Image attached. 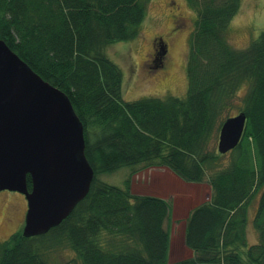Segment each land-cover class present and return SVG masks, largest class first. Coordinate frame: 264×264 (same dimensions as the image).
I'll return each mask as SVG.
<instances>
[{"label":"trees","instance_id":"obj_1","mask_svg":"<svg viewBox=\"0 0 264 264\" xmlns=\"http://www.w3.org/2000/svg\"><path fill=\"white\" fill-rule=\"evenodd\" d=\"M185 1L197 14L186 95L128 101L123 71L106 52L139 37L150 0H0V39L69 97L95 173L87 197L60 226L30 238L22 229L0 242V264H51L61 243L77 252L62 264H264V32L235 49L228 30L242 0ZM244 85L243 108L231 116ZM241 113L239 146L225 155L213 150L226 120ZM156 166L212 189L186 221L193 256L175 263L165 228L170 204L131 191V176ZM126 167L134 168L124 188L99 179ZM27 183L32 191L30 177ZM252 206L260 239L253 245Z\"/></svg>","mask_w":264,"mask_h":264},{"label":"water","instance_id":"obj_2","mask_svg":"<svg viewBox=\"0 0 264 264\" xmlns=\"http://www.w3.org/2000/svg\"><path fill=\"white\" fill-rule=\"evenodd\" d=\"M246 121L244 113L226 120L219 153L239 146ZM85 150L84 126L69 97L0 39V192L26 196L25 237L58 227L87 197L94 171Z\"/></svg>","mask_w":264,"mask_h":264},{"label":"rangeland","instance_id":"obj_3","mask_svg":"<svg viewBox=\"0 0 264 264\" xmlns=\"http://www.w3.org/2000/svg\"><path fill=\"white\" fill-rule=\"evenodd\" d=\"M174 14L179 20L178 23H174ZM196 19V10L190 8L185 0H150L148 15L142 25L139 37L108 47L106 52L108 57L123 71V92L126 100L136 101L149 97H184L186 95L188 90L187 64ZM262 32H264V0H242L241 9L228 30V39L231 45L238 50L246 49L258 39ZM154 44L155 46L160 45L158 46L160 49L157 59L153 62ZM162 46L165 49L162 50ZM165 50V55H160ZM247 89L245 85L239 89L234 109L230 112L231 116L237 115L243 108L242 98ZM219 135L220 133L216 140L211 141L213 150L218 147ZM232 157V154L226 155L224 162L229 163ZM133 168L126 167L114 173L101 174L99 179L106 184L124 188L125 181L130 178ZM177 178H171L170 181L177 180V190L182 195L170 194L175 198L169 197L170 200L165 201L170 204L171 209L174 207V202H177L176 209L182 211L183 215L180 218L183 220L176 221V223L181 224L187 221L189 207L193 208L203 201H208L207 197H210L212 189L207 182L203 189L202 186H194L192 183L178 182ZM199 195L200 199L198 200ZM184 202H189L190 206L183 208ZM27 211L26 196L9 190L0 192V242L8 240L14 233L24 228ZM255 215L256 209L252 206L250 223L247 228V239L252 245L257 244L260 240L259 233L253 225ZM170 219L172 220V217ZM181 236L182 234H180ZM178 244L183 246L181 238L178 240ZM56 247H59L58 253L52 256L51 264L69 263L72 259L77 258V252L69 244L61 243ZM178 248L172 249L171 261L173 263L188 258L186 250Z\"/></svg>","mask_w":264,"mask_h":264},{"label":"crops","instance_id":"obj_4","mask_svg":"<svg viewBox=\"0 0 264 264\" xmlns=\"http://www.w3.org/2000/svg\"><path fill=\"white\" fill-rule=\"evenodd\" d=\"M140 167L141 166H139L137 168H140ZM173 173L174 172L168 167H157L156 166V167H151V168H147L144 170H140L139 172H137L136 175L131 176L132 193L134 195H138V196L140 195V196L156 197V198L163 199V200H170L169 197H173V199H174L175 198L174 195H170V194H180V195H182V194L179 193L177 190V186H178L177 180L176 181H170L171 178L179 177L177 174L174 173L177 176L176 177ZM178 180H179L178 182H182L184 184H191V183H187V182L181 180L180 178ZM204 184L205 183H200V184L192 183V185H194V186L195 185L202 186L203 189H204ZM199 199H200V195L198 196V200ZM207 199L209 201L210 197L208 196ZM204 202H207V201H203L202 203H204ZM176 203L177 202H174V207L171 209L170 218L172 217V220L171 219L168 220L165 224V228L167 230H169V232L171 233L170 234L169 253H168L169 263H173L171 261L172 249L175 248V250H176V247H179L178 248L179 250H181V249L186 250L185 253H187L186 255L188 258L193 256V252L188 249V247L185 245V242L183 241L184 236H185L186 222L181 223V224L179 222L176 223V221L183 220V218H180V216L183 215V213H182V211L178 210V208L176 209V207H178L176 205ZM202 203H199L195 207L201 205ZM188 206H190V203L184 202L183 208H188ZM195 207H193V208H195ZM193 208L189 207V212L187 213V218H188V216H189V214ZM182 227H183V229H182ZM180 234H182L181 237H180ZM180 238H181V242H182L183 246L178 244V240H180ZM129 246L132 247L133 245L129 244ZM133 248H135V247L133 246ZM117 251H121V250L118 249Z\"/></svg>","mask_w":264,"mask_h":264},{"label":"flooded vegetation","instance_id":"obj_5","mask_svg":"<svg viewBox=\"0 0 264 264\" xmlns=\"http://www.w3.org/2000/svg\"><path fill=\"white\" fill-rule=\"evenodd\" d=\"M178 22H179V20H178L177 16L174 14V23H178ZM161 41L163 42L162 39H161ZM158 46H160V45H158ZM158 46H155V44H154V50H155V53H154V59H153V62L155 61V59H157V54H158L159 49H160V47H158ZM161 48H162V50L165 49L164 46H162ZM165 53H166V50L164 51V53H162V54H160V55H165ZM161 66H162V65H161ZM161 66H159V67L161 68Z\"/></svg>","mask_w":264,"mask_h":264}]
</instances>
